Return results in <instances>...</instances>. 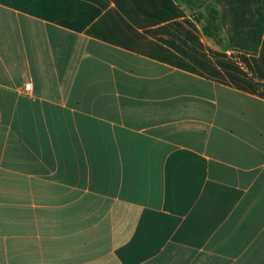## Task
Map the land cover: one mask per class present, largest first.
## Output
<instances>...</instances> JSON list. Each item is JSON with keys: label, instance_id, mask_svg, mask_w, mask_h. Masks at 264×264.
I'll use <instances>...</instances> for the list:
<instances>
[{"label": "crops", "instance_id": "crops-1", "mask_svg": "<svg viewBox=\"0 0 264 264\" xmlns=\"http://www.w3.org/2000/svg\"><path fill=\"white\" fill-rule=\"evenodd\" d=\"M206 2L213 38L177 0H0V264H264V0Z\"/></svg>", "mask_w": 264, "mask_h": 264}, {"label": "trees", "instance_id": "trees-1", "mask_svg": "<svg viewBox=\"0 0 264 264\" xmlns=\"http://www.w3.org/2000/svg\"><path fill=\"white\" fill-rule=\"evenodd\" d=\"M188 5L196 12L199 21L202 22V30L209 38L218 36L221 32L219 14L217 9L207 4L206 0H177ZM204 6L206 14L200 12V7Z\"/></svg>", "mask_w": 264, "mask_h": 264}, {"label": "water", "instance_id": "water-1", "mask_svg": "<svg viewBox=\"0 0 264 264\" xmlns=\"http://www.w3.org/2000/svg\"><path fill=\"white\" fill-rule=\"evenodd\" d=\"M200 12L203 13V14H206L205 8L203 6L200 7Z\"/></svg>", "mask_w": 264, "mask_h": 264}, {"label": "built area", "instance_id": "built-area-1", "mask_svg": "<svg viewBox=\"0 0 264 264\" xmlns=\"http://www.w3.org/2000/svg\"><path fill=\"white\" fill-rule=\"evenodd\" d=\"M30 87H31V85H30L29 83L25 85V89H26V90H29Z\"/></svg>", "mask_w": 264, "mask_h": 264}]
</instances>
